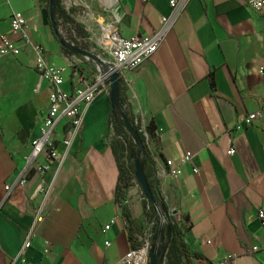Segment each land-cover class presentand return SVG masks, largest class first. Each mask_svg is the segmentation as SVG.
<instances>
[{
  "label": "crops",
  "instance_id": "1",
  "mask_svg": "<svg viewBox=\"0 0 264 264\" xmlns=\"http://www.w3.org/2000/svg\"><path fill=\"white\" fill-rule=\"evenodd\" d=\"M60 1L86 37H77L54 13L55 22L86 48L111 17H119L117 31L129 39L157 31L171 12L170 0ZM14 12L23 14L30 44L12 34ZM85 18L97 20L96 32ZM1 35L21 53L0 58V264L19 252L40 205L45 218L24 252L25 264H116L131 245L115 198L109 95H98L85 111L79 136L58 170L55 162L41 174L25 167L50 92L36 70L33 46H41L50 65L66 69L65 93L94 65L61 50L47 0H0ZM126 79L132 114L143 124L154 123L150 146L158 152V181L187 247L210 264H264V230L257 220L258 209H264V115L251 125L239 123L264 108L263 17L245 0H189L156 54ZM65 125H57L54 142ZM56 147L62 151L59 143ZM186 153L190 161L180 164ZM38 161L45 164L44 157ZM171 168H177L175 178L166 175ZM141 202L133 184L125 206L142 230ZM44 240L50 243L48 254Z\"/></svg>",
  "mask_w": 264,
  "mask_h": 264
},
{
  "label": "built area",
  "instance_id": "2",
  "mask_svg": "<svg viewBox=\"0 0 264 264\" xmlns=\"http://www.w3.org/2000/svg\"><path fill=\"white\" fill-rule=\"evenodd\" d=\"M141 1L146 2L147 0ZM245 1L251 10L256 14L261 15L264 20V0ZM188 2L189 0H170L169 6L171 12L169 16L162 17L160 19L159 29L148 36H134L129 39L120 37L117 31V25L120 19L117 16L111 17L109 22L100 28L99 38L93 42V45L90 48L84 47L79 40H75L74 35L71 33L69 35L66 34L64 31L65 29L59 26L57 28V34L66 45L71 58L79 55L77 51H84L94 57L82 56L85 60H87V62L94 65V69L87 77L83 75L76 76L74 80L75 82H72L73 92L70 94L65 93L62 89L66 69L50 65L47 62L46 55L41 46H33V50L37 57L36 70L41 78L48 84L50 92L48 96V110L40 126L39 135L32 140L30 153L26 158L25 167L27 169L41 174L45 172L48 167H50L52 162L57 163V170L62 166L74 141L79 136L85 111L98 95L102 93L109 95L111 86L109 83L110 77L115 74L117 79L121 81L124 86L128 87L129 83L126 79V74L130 71L136 70L144 62L148 61L156 54L177 16L185 9ZM53 18L54 20L57 19L55 15ZM25 23L26 20L22 13L14 12L11 14L10 28L12 34L19 35L22 42L30 44L25 31ZM20 53L21 47L18 46L17 43L11 41L6 36H0V58L16 57ZM262 115H264V108L241 118L239 123L251 125L254 120ZM61 121L66 122L64 135L60 141L54 142L55 140L53 139V135L57 125ZM141 125L144 127L145 124L141 123ZM240 128L241 125L237 126V129ZM58 143L62 146L61 152L57 151L56 146ZM234 153V149H231L228 152V155L231 156ZM152 155L154 158L158 157V153H155L153 149ZM41 157H44L45 164L39 163L38 160L41 159ZM190 159L191 154L186 153L180 158L179 162L180 164H186L190 161ZM160 175L161 173L157 172V177ZM166 175L170 178H175L178 175L177 168H171V170L166 172ZM25 182L26 179L23 177L21 179V183L24 184ZM136 186L138 187V185ZM138 189L140 191L142 201L144 195L141 188L138 187ZM5 190L8 196V192L10 190L9 186H6ZM155 191L159 200L166 203L160 183H158L155 187ZM157 210L160 214L161 229L167 223V218L176 220L177 214L175 212L168 211V217L166 218L160 207H158ZM44 218L45 214L43 212V205H40L35 212L30 229L25 237L22 247L8 264L26 263L24 259V252L30 248L32 240L36 235V229L43 222ZM257 220L261 228L264 230L263 208L258 209ZM152 226L153 224L150 223L142 229V234L137 236L140 245L136 249H131L116 264H149L150 255L155 248L160 250V258H162V260L165 259V249L159 248L158 242L153 244L151 241ZM108 229L109 226L105 227V231ZM43 245L44 253L48 254L50 243L44 240ZM105 245L108 246V243H105Z\"/></svg>",
  "mask_w": 264,
  "mask_h": 264
},
{
  "label": "trees",
  "instance_id": "3",
  "mask_svg": "<svg viewBox=\"0 0 264 264\" xmlns=\"http://www.w3.org/2000/svg\"><path fill=\"white\" fill-rule=\"evenodd\" d=\"M49 1L50 0H47L48 15L50 13ZM53 3L55 5L54 13L61 19L62 23L71 25L77 36L83 38L86 37L82 27L69 18L64 11L61 1L53 0ZM55 24L56 26L54 27V30L59 26L57 21ZM55 35L60 43L61 50L66 53V46L58 37L56 30ZM121 112H123L128 120V125L131 128L130 134L119 121V114ZM109 128L113 134L110 140V149L118 170L115 198L121 210V218L127 231L131 249H136L140 245L137 236L142 234V230L139 229L136 222L131 219L130 213L125 206L129 188L133 184L138 185L140 188L138 181L135 178V163L139 165L150 194L153 196L157 207H160L166 218L168 217L169 209L166 206V203L159 200L155 191V187L158 185L159 181L155 158L152 155L153 148L150 146V141L154 137V123L151 120L142 127L140 119L132 114L126 96V88L121 81H119L117 87L116 101L113 104L111 103ZM153 150L155 153L157 152L155 149ZM141 203L143 208V218L145 220L144 228L152 223L151 241L153 244L158 241L159 246H162L163 249H165V259L162 260V258H160L158 264H210V262L204 259L200 254L187 247L183 239V233L179 228L178 217H176V220L167 218V223L161 229L160 214L156 207H153L147 201L145 196H143Z\"/></svg>",
  "mask_w": 264,
  "mask_h": 264
},
{
  "label": "water",
  "instance_id": "4",
  "mask_svg": "<svg viewBox=\"0 0 264 264\" xmlns=\"http://www.w3.org/2000/svg\"><path fill=\"white\" fill-rule=\"evenodd\" d=\"M49 6H50V15H51V26L54 28L56 26V24H55V20L53 18V16H54V9H55V5L53 3V0H50L49 1ZM55 30H56V33H57V28ZM77 53L79 55H82V56H89V57L94 58L93 56H91L90 54H88V53H86L84 51H77ZM109 83L111 84V86H110V93H109V99H110V102L113 104L116 101V97H117V87H118V84H119V80L117 79V76L115 74H113L110 77ZM119 115H121L120 122L123 124V126L125 127V129L127 130V132L130 134L131 128L128 125L127 118L124 116L123 112H121ZM135 178L138 181V184H139V186L141 188V191H142L143 195L145 196V198L147 199V201L153 207H156V209H157L158 208L157 207V204H156L153 196L150 194V192H149V190L147 188V185L145 183L144 177H143L142 172L140 170V167H139V165L137 163H135ZM160 255H161L160 250L157 249V248H155L152 251L151 255H150L149 264H158V261L160 259Z\"/></svg>",
  "mask_w": 264,
  "mask_h": 264
},
{
  "label": "rangeland",
  "instance_id": "5",
  "mask_svg": "<svg viewBox=\"0 0 264 264\" xmlns=\"http://www.w3.org/2000/svg\"><path fill=\"white\" fill-rule=\"evenodd\" d=\"M82 21H89L88 24H91V27H90L91 28V31L92 32H96L97 31L96 25L95 26L94 25L92 26V22L97 21V20H95V19L94 20H92V19L88 20L87 18H85V20H82ZM77 37H79V36H77ZM97 37H98V35H97ZM94 41H96V39H93V42ZM90 44L92 45L93 43H90ZM159 248L163 249L162 246H159ZM194 264H197V263H194Z\"/></svg>",
  "mask_w": 264,
  "mask_h": 264
}]
</instances>
